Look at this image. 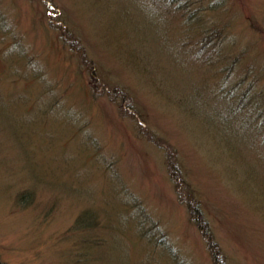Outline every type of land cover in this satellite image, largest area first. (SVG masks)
Here are the masks:
<instances>
[{
    "label": "rangeland",
    "instance_id": "obj_1",
    "mask_svg": "<svg viewBox=\"0 0 264 264\" xmlns=\"http://www.w3.org/2000/svg\"><path fill=\"white\" fill-rule=\"evenodd\" d=\"M0 264H264V0H0Z\"/></svg>",
    "mask_w": 264,
    "mask_h": 264
},
{
    "label": "trees",
    "instance_id": "obj_2",
    "mask_svg": "<svg viewBox=\"0 0 264 264\" xmlns=\"http://www.w3.org/2000/svg\"><path fill=\"white\" fill-rule=\"evenodd\" d=\"M174 169H175V167H174ZM198 209H199V207H198ZM200 211H202V210H198V214L200 213ZM192 212H193L192 215H194V221H196L198 223V225L201 227V229H203V232H205L206 237L210 239V234H209L208 230L206 228H204V226L200 222V220L195 217V215L197 213V209H195V210L193 209ZM205 225H207V223ZM147 233L148 232H146V234ZM209 246L211 248L213 256H215V258H217L218 257V247H217L216 242L212 241V243H209ZM215 249H216V252H215Z\"/></svg>",
    "mask_w": 264,
    "mask_h": 264
}]
</instances>
